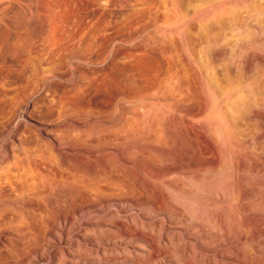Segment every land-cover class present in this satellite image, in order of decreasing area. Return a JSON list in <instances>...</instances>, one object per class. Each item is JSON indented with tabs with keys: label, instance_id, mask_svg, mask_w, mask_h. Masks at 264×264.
Here are the masks:
<instances>
[{
	"label": "rangeland",
	"instance_id": "1",
	"mask_svg": "<svg viewBox=\"0 0 264 264\" xmlns=\"http://www.w3.org/2000/svg\"><path fill=\"white\" fill-rule=\"evenodd\" d=\"M181 12L177 0H0V169L27 147L38 179L56 189L33 196L47 210H30L32 264H174L164 220L214 248L197 255L264 264V0H194L189 19ZM17 205L24 199L0 201V215L18 216Z\"/></svg>",
	"mask_w": 264,
	"mask_h": 264
},
{
	"label": "bare ground",
	"instance_id": "2",
	"mask_svg": "<svg viewBox=\"0 0 264 264\" xmlns=\"http://www.w3.org/2000/svg\"><path fill=\"white\" fill-rule=\"evenodd\" d=\"M192 2H194V0H177V3H178V6H179V9H180V11H182L181 13H182V16L184 15V17L186 16V19H189V12H188V8L192 5ZM182 9V10H181ZM183 10H185L186 11V13H184L183 12ZM179 11V10H178ZM180 13V14H181ZM183 17V18H184ZM5 18V17H4ZM14 18V17H13ZM8 19V18H7ZM21 19V18H20ZM225 20L227 21V18L225 17ZM7 20H5V22H6ZM11 21H13V20H10V22ZM225 22V21H224ZM6 23H8V22H6ZM13 23V22H12ZM24 23V22H23ZM22 23V24H23ZM226 23V22H225ZM3 24V23H2ZM2 24H0V27H1V25ZM4 25V24H3ZM19 25H20V22H19ZM24 25V24H23ZM207 25V24H206ZM213 25V24H212ZM216 25V24H215ZM5 26V25H4ZM27 27V26H26ZM215 29V28H214ZM5 34V33H4ZM20 35V34H19ZM27 35V34H26ZM3 36V35H2ZM188 36V38H187V41H188V39H189V35H187ZM4 38V37H3ZM6 38V37H5ZM1 41V40H0ZM6 55V54H5ZM7 61V60H6ZM187 66V65H186ZM187 69H188V67H187ZM136 115V114H135ZM164 116V115H163ZM158 118V117H157ZM166 119V118H165ZM142 121V120H141ZM151 121V120H150ZM166 121V120H165ZM165 124H166V122H165ZM144 125H147V124H145L144 123ZM142 127V126H141ZM141 127H139V128H141ZM147 128H149V126L147 125L146 126ZM163 127V126H162ZM211 127V126H210ZM214 127V126H213ZM139 128H137V130L136 129H134L135 130V132H137L138 131V129ZM142 128H144V126L142 127ZM142 128L140 129V130H142ZM208 128V127H207ZM213 129V128H212ZM144 130V129H143ZM149 130H151L152 131V129H149ZM161 130V129H160ZM164 129H162V131H163ZM132 131V130H131ZM130 131V132H131ZM210 131H212L211 129H210ZM216 131H218V130H216ZM129 132V133H130ZM158 132H160V131H158ZM164 132V131H163ZM208 132H209V130H208ZM213 133V132H212ZM214 133L216 134V132L214 131ZM159 134V133H158ZM215 134H213V135H215ZM71 135V134H70ZM145 135V134H144ZM148 135H155V134H148ZM167 135H168V132H167ZM126 136V135H125ZM140 135H138V137H139ZM157 136L158 135H156V138H157ZM54 137V136H53ZM133 137V136H132ZM137 136H135V138L137 139L138 138ZM155 137V136H154ZM160 137V136H159ZM157 138V139H160V138ZM164 137V136H163ZM185 137V136H184ZM216 137V136H215ZM115 138H117V137H115ZM120 138V137H119ZM134 138V137H133ZM152 138V137H151ZM56 139V138H55ZM100 139V138H99ZM147 139V138H146ZM148 139L149 140H151L150 139V137H148ZM153 139V138H152ZM216 139V138H215ZM53 140V139H52ZM57 141H56V143L58 144V145H60V141L61 140H59V139H56ZM169 140H171V139H169ZM175 140V139H174ZM174 140L172 139V142H170V143H174ZM54 143V142H53ZM52 143V144H53ZM37 146V145H36ZM214 146V145H213ZM52 147H56V144L55 145H53ZM63 147H65V146H63ZM15 148V147H14ZM13 148V149H14ZM31 148V147H30ZM40 148V147H39ZM68 148V147H67ZM82 148V147H81ZM16 149V151L17 152H19V157H17V159L16 160H14V162H13V166H10V167H8V168H6V169H4V170H1L0 169V201H2V200H9V201H13V200H15V199H18V198H22V199H24V206H18V207H20V214H18V216H14L13 214L12 215H10L11 213L10 212H8V214H3V215H0V264H32V257H31V254H32V248H33V237H32V232H33V230H34V228H35V224H37V223H35L34 224V221H33V219H32V216H31V214H30V210L33 208V207H35L36 206V208H38V209H41L42 211L44 210V209H46L47 210V208H45L46 206H47V204H44L43 203V201H42V199H38L37 201V204H35V202H34V199H33V196L35 195V194H37V195H39L41 198H43V197H45V196H48V195H50V194H53V192H55L56 191V189L54 188V187H52L51 185H48L47 183H45L46 181L43 179V182L40 180V179H38V176H36L37 174H35V169H34V167H33V162H32V159H31V156H30V149H28L27 147H21L20 149L19 148H15ZM63 149V148H62ZM61 149V150H62ZM39 151H41L40 149H38ZM38 150H37V152H38ZM46 150V149H45ZM76 150V149H75ZM81 150V149H80ZM8 151V150H7ZM32 151V150H31ZM57 151V150H56ZM59 151V150H58ZM69 151V150H68ZM33 152H35L34 150H33ZM60 152H62V151H60ZM39 153V152H38ZM65 154H67L66 152H64ZM147 153V152H146ZM144 154V153H143ZM227 154V153H226ZM63 155V154H62ZM148 155V154H147ZM200 155V154H199ZM219 155V154H218ZM231 155V154H230ZM145 156V155H144ZM188 156V155H187ZM13 157V156H12ZM181 157H183V156H181ZM205 157V156H204ZM4 158V157H3ZM14 158V157H13ZM12 158V159H13ZM16 158V157H15ZM209 158V157H208ZM11 159V158H10ZM11 159V160H12ZM123 159V158H122ZM121 159V160H122ZM42 160V159H41ZM168 160V159H167ZM179 160H181V159H179ZM4 161V160H3ZM161 161V160H160ZM165 161V160H164ZM220 160H218V162H219ZM35 162H37V161H34V163ZM239 164V163H238ZM39 165H41V162L39 163ZM46 166V165H45ZM139 166V165H138ZM144 168V167H143ZM49 169V168H48ZM52 169V168H51ZM103 171V170H102ZM38 172V171H37ZM97 172H100V171H97ZM101 173V172H100ZM104 173V172H103ZM153 174V173H152ZM48 177H50V176H48ZM63 179V178H62ZM118 179V178H117ZM81 180V179H80ZM79 180V181H80ZM64 181H66L65 179H64ZM54 183L55 184H57V185H64L65 183L63 182V181H54ZM131 183V182H130ZM98 184V183H97ZM238 184V183H237ZM70 185V184H69ZM77 186H78V183H77ZM87 187V186H86ZM132 187V186H131ZM236 187V186H235ZM234 186L232 187V188H235ZM77 188H79V186L77 187ZM38 189V191H37V193H35V190H37ZM61 188H59V189H57V191L58 190H60ZM236 189V188H235ZM63 190H65L66 191V189L64 188ZM68 190V189H67ZM192 190V189H191ZM231 190H233V191H235L234 189H231ZM230 190V191H231ZM238 190V189H237ZM240 190V189H239ZM239 190H238V193H239ZM243 190V189H242ZM60 191H62V190H60ZM59 191V192H60ZM64 191V192H65ZM68 191H70V190H68ZM79 191V190H78ZM145 191V190H144ZM230 191H229V193H230ZM59 192H57V193H59ZM74 192V191H73ZM72 192V193H73ZM146 192V191H145ZM191 192H193V191H191ZM66 193V192H65ZM234 193V192H233ZM61 193H59L58 195H60ZM76 194V193H75ZM84 194V193H83ZM141 194V193H140ZM236 194V193H235ZM68 196V198L70 199V196L68 195V194H64V196H62L63 198H64V201L65 202H67V201H69L68 199H67V196ZM97 195V194H96ZM144 195V194H143ZM238 195V194H237ZM75 196V195H74ZM84 196V195H83ZM86 196V195H85ZM217 196V195H216ZM235 196V195H234ZM71 197H73V196H71ZM82 197V196H81ZM81 197H80V199H81ZM143 196H140V198H142ZM145 197V196H144ZM221 197V196H220ZM219 196H218V198L217 199H219L220 198ZM239 197V196H238ZM237 197V198H238ZM54 200H56L54 197H52ZM57 198V197H56ZM129 198V197H128ZM139 198V199H140ZM147 198V197H146ZM145 198V199H146ZM223 198V197H222ZM222 198L220 199V200H222ZM79 199V200H80ZM82 199H83V197H82ZM133 199V198H132ZM131 199V200H132ZM139 199H137V200H139ZM144 199V200H145ZM147 199H149V198H147ZM215 199H216V197H215ZM214 199V200H215ZM239 199V198H238ZM53 200V202H56V201H54ZM102 200V199H101ZM45 201V200H44ZM58 201V200H57ZM62 201V200H61ZM86 201V200H85ZM141 201V200H140ZM6 202V201H5ZM71 202H72V200H71ZM71 202H70V204H71ZM74 202H76V201H74ZM126 202V201H125ZM156 202H158V201H156ZM160 202V201H159ZM159 202H158V204H159ZM162 202V201H161ZM213 202V201H212ZM49 204H50V202H49ZM60 204H61V202H60ZM67 204H68V202H67ZM72 204H73V202H72ZM78 204H79V202H78ZM82 204H83V202H82ZM138 204H140V202H138ZM137 204V205H138ZM157 204V205H158ZM161 204V203H160ZM53 205V204H52ZM65 205V204H64ZM63 205V206H64ZM69 205V204H68ZM67 205V206H68ZM85 205H86V202H85ZM122 205V204H121ZM130 206H133L134 204L132 203V204H129ZM128 205V206H129ZM149 205V204H148ZM151 205H152V202H151ZM156 205V206H157ZM174 205V204H173ZM16 206V207H17ZM57 206V205H56ZM56 206H54V207H56ZM61 206V205H60ZM66 206V205H65ZM67 206L66 207H64L65 209L67 208ZM73 207V205H69V207L68 208H70V207ZM75 206V205H74ZM125 206V205H124ZM129 206V207H130ZM49 207H50V205H49ZM58 207V209L60 208L59 206H57ZM135 207V206H134ZM136 207H138V206H136ZM135 207V208H136ZM142 207V206H141ZM144 207V206H143ZM152 207H155V205H152ZM151 207V208H152ZM162 207V206H161ZM63 207H61L60 209H62ZM68 208H67V210H68ZM74 208V207H73ZM123 208V207H122ZM149 208V207H148ZM160 207H158V209H159ZM165 208H166V205H165ZM168 208V207H167ZM166 208V209H167ZM34 209V208H33ZM38 209H35V210H38ZM64 209V210H65ZM118 209V208H117ZM140 209V208H139ZM157 209V210H158ZM169 209H171V207H169ZM177 209V208H176ZM182 209V208H181ZM70 210H72V208L70 209ZM151 211H153L152 209H150ZM149 210V211H150ZM172 211L174 210V208L173 209H171ZM170 210V211H171ZM178 211H179V213L181 212V210L180 209H177ZM177 210H174L173 212L175 213V211H177ZM55 212H56V210H54ZM54 211H51L52 213L54 212ZM73 211V210H72ZM117 211V210H116ZM122 211V210H121ZM125 211H127V210H125ZM128 211H130L129 209H128ZM143 211H145V210H143ZM148 211V212H149ZM150 211V212H151ZM156 211V210H155ZM169 211V212H170ZM183 211V210H182ZM186 211V210H185ZM12 212V211H11ZM39 212V211H38ZM62 212H63V210H62ZM77 212H78V210H77ZM123 212V211H122ZM132 212V211H131ZM142 212V211H141ZM141 212L139 211V213L141 214ZM146 212V211H145ZM184 212V211H183ZM183 212L181 213V214H183ZM50 213V212H49ZM65 213V212H64ZM114 213H116V212H114ZM117 213L119 214V212L117 211ZM128 213H130V212H128ZM127 212H126V214H128ZM171 213V212H170ZM187 213V212H186ZM16 214V215H17ZM45 214L48 216V213L47 212H45ZM56 214V213H55ZM58 214V213H57ZM56 214V215H57ZM73 214V213H72ZM116 215V216H121V215H123L122 216V218L124 219V218H127V217H124V215H125V213L124 214H121V215ZM139 214V216H141ZM146 214V213H145ZM188 214H190V213H188ZM132 215V214H131ZM137 215V214H136ZM142 215H144V214H142ZM150 215V214H149ZM177 215V214H176ZM184 215V214H183ZM45 216V215H44ZM50 216V215H49ZM52 216V215H51ZM55 216V215H54ZM126 216V215H125ZM138 216V215H137ZM139 216H138V218H139ZM147 216V215H146ZM173 216V215H172ZM190 215H187V214H185L183 217H185L184 219H186L187 221H191L192 219L195 221V219H194V217L193 218H191L192 216H190ZM218 216V215H217ZM216 216V217H217ZM61 217H62V215H61ZM61 217H59V218H61ZM130 217V216H129ZM163 217V216H162ZM162 217H160V218H162ZM168 218L167 219H169L170 218V215H169V213H168V216H167ZM216 217H214V219L216 218ZM48 218V217H47ZM55 218V217H54ZM72 218V217H71ZM119 218H121V217H119ZM141 218V217H140ZM160 218H159V220H160ZM172 218V217H171ZM174 218V217H173ZM178 218H180V217H178ZM181 218H182V216H181ZM180 218V219H181ZM38 219V218H37ZM44 219V218H43ZM67 219V218H66ZM136 219H137V217H136ZM142 219V218H141ZM148 219V218H147ZM157 220H158V217L156 218ZM165 219V218H164ZM176 219V218H175ZM183 219V220H184ZM210 219V218H209ZM213 219V218H212ZM218 219H219V217H218ZM227 219V218H226ZM42 220V219H41ZM48 220H49V218H48ZM50 220H51V218H50ZM54 220V219H53ZM52 220V221H53ZM127 220V219H126ZM125 220V221H126ZM133 219H131V221H132ZM137 220H139V222H140V219H137ZM169 220H171V219H169ZM173 220V219H172ZM192 220V221H193ZM201 220V219H200ZM217 220V219H216ZM44 221V220H43ZM46 221V220H45ZM67 221V220H66ZM123 221V220H122ZM122 221H120V222H122ZM124 221V222H125ZM166 220H164V221H160L159 222V226H160V229L161 230H168V233H164V235L165 236H168V237H176V242L175 243H172V240H174V238L171 240V242L169 241V243H171L170 244V246H171V248L172 249H174V251L175 250H177L178 251V254L179 255H181V258L180 257H174L175 258V260H173V262H174V264H223L224 263V261H226V260H220V261H217L218 259H217V256L218 255H215V256H208V257H206L205 255L206 254H204L203 255V253H202V251H200L201 253H199L198 255H197V253L195 252L196 250H195V248L196 247H199L198 249H203V250H206V251H210V250H213L214 251V248L213 249H209L208 247H206V238L204 239V240H201V239H199V237H198V235H200L199 233H197L198 235H196V236H193L192 234V232H188L187 230H181L180 228H182L184 225H182V226H180V225H178V223L175 225V224H171V223H166L165 222ZM175 221V220H174ZM196 221H197V219H196ZM213 221L214 220H212V223H210V224H213ZM219 221H221V220H217L215 223H214V229H213V227H212V229H213V232H214V234H212V235H215V236H217L218 238H220L221 239V237L222 236H224L223 235V232H225V231H223V224H222V221L221 222H219ZM227 221V220H226ZM47 222V221H46ZM46 222H43V224L44 223H46ZM48 222H50V221H48ZM47 222V223H48ZM59 222H61V221H59ZM64 223H65V221H63ZM70 222V221H69ZM130 222V221H129ZM129 222H126V223H128V224H131V223H129ZM133 222V221H132ZM142 222V221H141ZM144 222H146V221H144ZM158 222V221H157ZM172 222V221H171ZM185 221H183V223H184ZM200 222V221H199ZM72 223V222H71ZM118 223H119V221H118ZM125 223V224H126ZM136 223V222H135ZM147 223V222H146ZM154 223H155V220H154ZM189 223V222H188ZM191 223V222H190ZM235 223V222H234ZM238 223V222H237ZM246 224H244V227H246V228H249L251 225H249L247 222H245ZM40 224H41V226H42V223L40 222ZM49 224V223H48ZM51 225H53L52 223H50ZM133 224V223H132ZM137 225H138V223H136ZM145 224V223H144ZM152 225L153 224V222L152 223H147L146 225ZM156 225H158L157 223H155ZM181 224V223H180ZM186 224V223H185ZM209 224V223H208ZM209 224V225H210ZM39 224H37V226H38ZM47 225V224H46ZM50 225V226H51ZM63 225V224H62ZM69 225V224H68ZM114 225V224H113ZM155 225V226H156ZM186 225H189V224H186ZM186 225L184 226V227H186ZM201 225H203L202 223H201ZM243 225V224H242ZM40 226V227H41ZM45 226V225H44ZM59 226H61L60 224H59ZM58 226V227H59ZM121 226V225H120ZM136 226V225H135ZM140 226V225H139ZM143 226V225H142ZM142 226L140 227V228H142ZM238 226H239V224H238ZM39 227V228H40ZM43 227V226H42ZM41 227V228H42ZM52 227V226H51ZM56 227V226H55ZM65 227V225L64 226H62V228H64ZM125 227H127V225L125 226ZM131 227V226H130ZM138 227V226H137ZM149 227V226H148ZM154 227V226H153ZM189 227H190V225H189ZM189 227H187V228H189ZM197 227H199V226H197ZM204 228L206 227L205 226V224H204V226H203ZM240 227V226H239ZM253 227V226H252ZM251 227V228H252ZM38 228V227H37ZM38 228V230H39V232H40V230L41 229H39ZM43 228H45V227H43ZM49 228V226L47 227V229ZM57 228V227H56ZM56 228H54V229H56ZM70 228V227H69ZM121 228H122V226H121ZM147 227L145 226V229H146ZM203 228V229H204ZM207 228H211V226L209 227V226H207ZM58 229V228H57ZM65 229H66V227H65ZM114 229V228H113ZM136 229H139V228H136ZM135 229V230H136ZM178 229H180V230H178ZM194 229V228H193ZM243 229V228H242ZM254 229H255V226H254ZM38 230H35V231H38ZM45 230V229H44ZM44 230L42 229V231L44 232ZM66 230H68V229H66ZM144 230V229H143ZM152 230H154V228L152 229ZM161 230H160V232L158 231V233L157 234H159L160 233V235H161ZM190 230V229H189ZM208 230V229H207ZM238 230H240V228H238ZM245 230V232H246V229H244ZM244 230H242L243 232H244ZM253 230V229H252ZM251 229H250V232L252 231ZM55 231H58V230H55ZM62 231V230H61ZM63 231H65V230H63ZM69 231V230H68ZM115 231H118V230H115ZM131 231V230H130ZM130 231H128L129 233H130ZM134 231V230H133ZM145 231V230H144ZM148 231V230H147ZM192 231V230H191ZM196 231H198V230H196ZM202 231V230H201ZM200 231V232H201ZM259 231V230H258ZM38 232V233H39ZM65 232H67V231H65ZM65 232H63V233H65ZM119 232V231H118ZM126 232H127V230H126ZM132 232V231H131ZM141 232V231H140ZM182 233V235H184L185 237V239H187V241H185L184 239H183V237H178V234H180L181 235V233ZM207 232V231H206ZM240 232V231H239ZM242 232V233H243ZM249 232V233H250ZM41 234H42V232H40ZM133 233V232H132ZM204 233V232H203ZM202 233V234H203ZM208 233V232H207ZM231 233V232H230ZM234 233V232H233ZM241 233V234H242ZM252 233V232H251ZM39 235L41 238H43L42 237V235ZM56 234H58V233H56ZM60 234H61V232H60ZM66 234V233H65ZM135 234H137V233H135ZM139 234V233H138ZM137 234V235H138ZM175 234H177V236L175 235ZM195 234H196V232H195ZM194 234V235H195ZM205 234V233H204ZM225 234V233H224ZM256 234V233H255ZM118 235V234H117ZM140 235V234H139ZM163 235V234H162ZM162 235H161V237H162ZM174 235V236H173ZM208 235V234H207ZM210 235V234H209ZM252 235V234H251ZM58 236V235H57ZM64 236V235H63ZM141 237H142V241H137V242H133V243H135L136 244V246L138 247V249H140V250H142V251H148V253H150L149 252V250L150 249H148V247L151 245L152 246V244H151V242L147 239V238H145V237H143L142 235H140ZM146 236V235H145ZM147 236H149L148 234H147ZM158 236V235H157ZM201 236V235H200ZM203 236V235H202ZM201 236V237H202ZM211 236V235H210ZM249 236H250V234H249ZM46 237V236H45ZM50 237V236H49ZM49 237H48V239H49ZM133 237V236H132ZM138 237V236H137ZM160 236H158V238H159ZM161 237L159 238L160 240H161ZM206 237V236H205ZM209 237V236H208ZM207 237V238H208ZM212 237V236H211ZM225 237H227L226 235H225ZM41 238H39L38 237V240H42ZM57 238V237H56ZM150 238H152V237H150ZM167 238V237H166ZM203 238H204V236H203ZM210 238V237H209ZM218 238H216V240L218 241H220V239H218ZM255 238V237H254ZM52 239H53V237H52ZM132 239V238H131ZM141 239V238H140ZM168 239V238H167ZM214 239V238H213ZM222 239H223V237H222ZM246 239V238H245ZM43 240H44V238H43ZM51 240V239H50ZM49 240V241H50ZM134 240V239H133ZM136 240V239H135ZM151 240V239H150ZM158 240V239H157ZM157 240H156V244H159V243H157ZM194 240H196V242H195V244L194 243H192V242H189V241H194ZM216 240H215V242H216ZM244 240V239H243ZM243 240L241 241V242H243ZM6 241H8L9 243H12V242H14L15 244L16 243H18L14 248H11L10 250H8V251H6V252H4L3 250H2V245H4V247L6 246L5 244H6ZM60 241V240H59ZM155 241V240H154ZM162 242H163V240H161ZM166 241V240H165ZM175 241V240H174ZM250 241H252V240H250ZM40 243L42 242V241H39ZM39 242H38V244H39ZM54 242V241H53ZM57 242V241H56ZM132 242V241H131ZM158 242H160V241H158ZM168 242V241H167ZM214 242V241H213ZM213 242H211L210 241V243H213ZM215 242H214V244L213 245H215ZM236 242V241H235ZM124 243V242H123ZM132 243V244H133ZM164 243V242H163ZM210 243H208V241H207V244H209L208 246H210L211 244ZM222 243V242H221ZM227 243V242H226ZM248 243H250V242H248ZM45 244V243H44ZM135 244H133L134 246H135ZM165 244V243H164ZM219 244V243H218ZM239 244V243H238ZM245 244V243H244ZM243 244V245H244ZM46 245V244H45ZM54 245V244H53ZM120 245V244H119ZM217 245V244H216ZM215 245V246H216ZM221 245V244H220ZM242 245V244H241ZM246 245V244H245ZM248 245H250V244H248ZM40 246V245H39ZM51 246V245H50ZM49 246V247H50ZM61 246V245H60ZM118 246V245H117ZM131 246V245H130ZM135 246V247H136ZM150 246V247H151ZM159 246V245H158ZM162 246H168V245H162ZM240 246V245H239ZM7 247V246H6ZM54 247V246H53ZM131 247H133V246H131ZM169 247V246H168ZM213 247V246H212ZM217 247V246H216ZM219 247V246H218ZM246 247V246H245ZM62 248V247H61ZM156 248V247H155ZM166 248V247H165ZM237 248V247H236ZM247 248V247H246ZM245 248V249H246ZM255 248V247H254ZM127 249V248H126ZM153 249V248H152ZM151 249V250H152ZM160 249V248H159ZM170 249V247L168 248V250ZM197 249V248H196ZM257 249V248H256ZM255 249V250H256ZM55 250V249H54ZM61 250V249H60ZM128 250V249H127ZM135 251H136V249H134ZM155 250V249H154ZM167 250V249H166ZM221 250V249H220ZM63 251V250H62ZM131 251H132V249H131ZM131 251H129V252H131ZM134 251V252H135ZM138 251V250H137ZM158 251V250H157ZM205 251V252H206ZM216 251H218V250H216ZM238 251H239V249H238ZM257 251H258V249H257ZM256 251V252H257ZM128 252V253H129ZM133 252V251H132ZM131 252V253H132ZM153 252V251H152ZM152 252L150 253L151 255H152ZM156 252V251H155ZM162 252V251H161ZM193 252V253H192ZM197 252H199V251H197ZM220 252V251H219ZM223 252H225V251H223ZM241 252V251H240ZM70 253V252H69ZM126 253H127V251H126ZM139 252H137V253H135V254H138ZM141 253V252H140ZM154 253V252H153ZM171 253H173V251L171 252ZM210 253V252H209ZM212 253V252H211ZM254 253V252H253ZM72 254V253H71ZM142 255H143V253H141ZM157 254V253H156ZM155 254V255H156ZM161 254V253H160ZM160 254H159V258L161 257L160 256ZM164 254V253H163ZM175 254V253H174ZM192 254H193V257L195 256V257H199V259H197V260H199L200 262H202V263H198V261L197 260H195V261H197V263L194 261V259H193V257H192ZM215 254V253H214ZM227 255V253H222V254H220L221 256H224V255ZM250 255H251V252L249 253ZM145 255V254H144ZM143 255V256H144ZM168 254H165V256H167ZM170 255V254H169ZM173 255V254H172ZM175 255H177V253L175 254ZM229 255V254H228ZM240 255V254H239ZM40 256H42V257H45L44 256V254H41ZM134 256V255H133ZM138 256V255H137ZM148 256V255H147ZM158 256V255H157ZM156 256V257H157ZM174 256V255H173ZM172 256V257H173ZM178 256V255H177ZM184 256H187V257H189V258H185ZM220 256V257H221ZM230 256V255H229ZM228 256V257H229ZM253 256H255V254L253 255ZM76 257V256H75ZM140 257V256H139ZM146 257V256H145ZM155 257V258H156ZM171 256L170 257H167V261H171L172 262V258ZM184 257V258H183ZM219 257V258H220ZM227 257V258H228ZM237 257H239V256H237ZM63 258V257H62ZM223 258V257H222ZM231 258H233V257H231ZM235 258V257H234ZM256 258V257H255ZM66 259V258H65ZM69 259V258H68ZM134 259V258H133ZM139 259V258H138ZM141 259V258H140ZM142 259H144L143 257H142ZM162 263H161V260H160V263L161 264H163L164 263V260L166 259H163V256H162ZM217 259V260H216ZM225 259V258H224ZM62 260H64V259H62ZM70 260V259H69ZM137 260V259H136ZM135 260V261H136ZM147 260V259H146ZM151 260H153V259H151ZM228 260V259H227ZM241 260H244V258L243 259H241V257H240V262H241ZM255 260V259H254ZM140 261V260H139ZM156 261V260H155ZM237 261V260H236ZM247 261V260H246ZM246 261L244 260V262L246 263ZM258 261V260H257ZM56 262V261H55ZM60 262H61V260H60ZM137 262V261H136ZM142 262V261H141ZM141 262H140V264H141ZM146 262H148V261H146ZM157 262H158V260H157ZM228 262H230L231 263V261H230V259H229V261ZM227 261H226V263H228ZM67 263H68V261H67ZM133 262H131V264H132ZM152 263V261H150V262H148V264H151ZM155 263V262H154ZM237 263H238V261H237ZM258 263V262H257ZM261 263V262H260ZM259 263V264H260ZM69 264H71V261H70V263ZM119 264V263H118ZM155 264H158V263H155ZM170 264V263H169ZM173 264V263H172ZM232 264V263H231ZM239 264V263H238ZM241 264V263H240ZM247 264H248V262H247ZM251 264H253V263H251Z\"/></svg>",
	"mask_w": 264,
	"mask_h": 264
}]
</instances>
